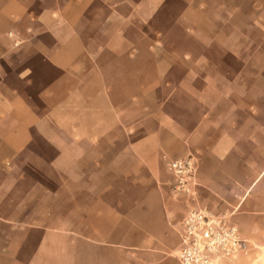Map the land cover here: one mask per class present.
<instances>
[{
	"label": "crops",
	"instance_id": "obj_1",
	"mask_svg": "<svg viewBox=\"0 0 264 264\" xmlns=\"http://www.w3.org/2000/svg\"><path fill=\"white\" fill-rule=\"evenodd\" d=\"M156 1L0 0V264H180L191 206L244 241L225 264H264V0L193 10L222 61H138Z\"/></svg>",
	"mask_w": 264,
	"mask_h": 264
},
{
	"label": "rangeland",
	"instance_id": "obj_2",
	"mask_svg": "<svg viewBox=\"0 0 264 264\" xmlns=\"http://www.w3.org/2000/svg\"><path fill=\"white\" fill-rule=\"evenodd\" d=\"M227 1L229 10L233 9L234 5L239 4L241 0H168V2L156 1L153 3L141 4V15L135 18L137 26H143L144 20H149V25L153 29H163L165 32L158 35H150L145 39V43L137 54L138 61H147L149 54L146 52V46L154 41L161 45L157 52L158 61H222L223 51L218 49H210L208 46L213 42H219L223 39V35L206 32L207 23L203 22L205 32L196 35L192 38V34L185 35L181 32L183 26L189 27L192 23V14L195 9L216 10L220 4ZM209 4V5H208ZM205 7V8H204ZM186 12L185 17L181 14ZM154 14L153 18L144 19L145 16ZM220 24L219 21H214L213 25ZM113 30L121 29V23L114 21ZM205 26V27H204ZM141 35L139 33L130 34L129 37L133 41H137ZM194 36V35H193ZM102 44L107 43L106 39L101 40ZM112 46L118 47L123 52L125 42L121 46V38L113 40ZM94 54V52L91 50ZM188 59H185V57ZM118 58V59H117ZM100 61H125L123 56L113 57L112 55H103ZM168 164V163H167ZM166 164V170L167 169ZM170 173V172H169Z\"/></svg>",
	"mask_w": 264,
	"mask_h": 264
},
{
	"label": "built area",
	"instance_id": "obj_3",
	"mask_svg": "<svg viewBox=\"0 0 264 264\" xmlns=\"http://www.w3.org/2000/svg\"><path fill=\"white\" fill-rule=\"evenodd\" d=\"M167 169L174 180L173 190L188 192L195 178V159L188 156L169 162ZM176 226L181 240L176 255L180 264H225L244 249V241L224 215L191 206Z\"/></svg>",
	"mask_w": 264,
	"mask_h": 264
}]
</instances>
